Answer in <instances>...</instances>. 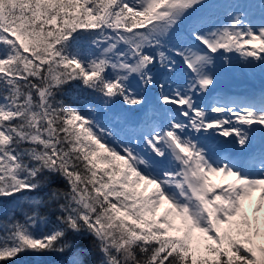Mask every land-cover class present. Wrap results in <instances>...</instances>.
<instances>
[{
  "label": "snow or ice",
  "instance_id": "6c2138e0",
  "mask_svg": "<svg viewBox=\"0 0 264 264\" xmlns=\"http://www.w3.org/2000/svg\"><path fill=\"white\" fill-rule=\"evenodd\" d=\"M233 53L264 66V0H0V264H264V90L214 94Z\"/></svg>",
  "mask_w": 264,
  "mask_h": 264
},
{
  "label": "rangeland",
  "instance_id": "374dc122",
  "mask_svg": "<svg viewBox=\"0 0 264 264\" xmlns=\"http://www.w3.org/2000/svg\"><path fill=\"white\" fill-rule=\"evenodd\" d=\"M226 17L224 16V19ZM230 58H231V67H225V65L223 64L222 60L218 57L217 60H216V68H215V72H216V76H217V73L218 71L220 72H223L225 73L227 76H230L231 78L230 79H227L226 82L228 83H235V84H239L238 86H240V88H243L245 87L246 83H250V88L251 89H254L253 85L250 81V79H248L244 74H247V71L239 66V56L238 54H230ZM241 65L245 66L242 62L240 63ZM246 67H248L249 71H250V74H253V72L255 73L256 72H259V70H261L262 72H264V66H261L257 63H253V64H250V65H247ZM253 71V72H252ZM180 81L181 80V77H180V73L177 72V74L175 76H173L171 79L173 81H175L177 83V79ZM157 79H169L168 75L167 74H164V73H159L157 74ZM218 79V78H217ZM218 80H221V79H218ZM133 86L135 87L136 86V82L134 81L133 82ZM259 89L258 90H263L264 89V86L263 87H258ZM218 95H225V96H235V97H242V96H239L237 95L238 93L237 92H230V91H223V90H215ZM146 92V91H145ZM159 92H160V89L159 90H155V89H150L148 90V92H146L144 95L146 96V99L148 101V103L150 105H154L156 102H157V97L159 95ZM210 115H216V114H213V113H210ZM220 115H223V114H220ZM221 140H223V138H220ZM228 139H231V138H228ZM223 148L225 149H232L234 148V145L232 144H229V145H222ZM214 182H220V178L219 177H212L211 178ZM151 187V186H150ZM150 190V188H149ZM259 197V193H255L253 198L254 199H258ZM167 207V205L163 206L161 208V213L164 211V209Z\"/></svg>",
  "mask_w": 264,
  "mask_h": 264
},
{
  "label": "trees",
  "instance_id": "16d2710c",
  "mask_svg": "<svg viewBox=\"0 0 264 264\" xmlns=\"http://www.w3.org/2000/svg\"><path fill=\"white\" fill-rule=\"evenodd\" d=\"M80 47L87 51L89 44L87 40L81 41ZM93 94L88 92L79 81H74L66 84L58 93L57 99L64 100L66 103H73L75 101H84L86 98H92ZM83 107V104L80 105ZM47 258L35 257L32 255H21L13 264H45Z\"/></svg>",
  "mask_w": 264,
  "mask_h": 264
}]
</instances>
